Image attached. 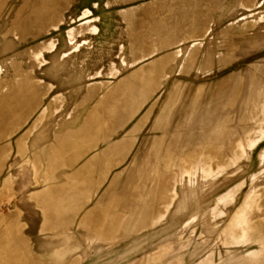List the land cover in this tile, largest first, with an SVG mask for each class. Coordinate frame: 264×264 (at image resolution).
Returning <instances> with one entry per match:
<instances>
[{
  "label": "rangeland",
  "instance_id": "374dc122",
  "mask_svg": "<svg viewBox=\"0 0 264 264\" xmlns=\"http://www.w3.org/2000/svg\"><path fill=\"white\" fill-rule=\"evenodd\" d=\"M78 69L114 83L109 125L145 105L96 221L44 213L76 198L23 137ZM0 264H264V0H0Z\"/></svg>",
  "mask_w": 264,
  "mask_h": 264
},
{
  "label": "crops",
  "instance_id": "0c3cea01",
  "mask_svg": "<svg viewBox=\"0 0 264 264\" xmlns=\"http://www.w3.org/2000/svg\"><path fill=\"white\" fill-rule=\"evenodd\" d=\"M80 20L82 25L93 23L89 17H81ZM73 32L74 29L70 34ZM52 72L55 73L54 70ZM67 73L70 75L71 71ZM73 73L80 77L76 84L73 114L65 117L37 116L34 126L29 127L23 137H26L27 150L34 151L36 173L42 180L44 195L61 196L67 189L70 191L66 195L76 198L66 204L67 208L62 206L60 210L52 206L48 209L49 204L45 201L44 213H66L68 216L58 219L74 222L96 221L101 219L95 216L100 211L101 191L107 188L111 175L127 164L139 135L145 129L146 124L141 117L145 105L130 109L124 120L109 125L101 111L111 93L109 89L115 87L114 83L101 81L102 77L95 79L100 81L89 83L90 71L86 69L73 70ZM51 87L52 94H63L59 90V82L53 81ZM46 218L57 219L55 216Z\"/></svg>",
  "mask_w": 264,
  "mask_h": 264
}]
</instances>
